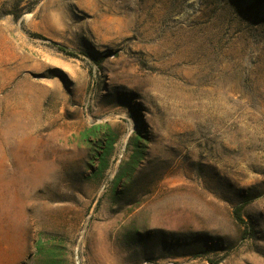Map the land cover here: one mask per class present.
<instances>
[{
  "label": "rangeland",
  "instance_id": "rangeland-1",
  "mask_svg": "<svg viewBox=\"0 0 264 264\" xmlns=\"http://www.w3.org/2000/svg\"><path fill=\"white\" fill-rule=\"evenodd\" d=\"M0 264H264V0H0Z\"/></svg>",
  "mask_w": 264,
  "mask_h": 264
},
{
  "label": "trees",
  "instance_id": "trees-1",
  "mask_svg": "<svg viewBox=\"0 0 264 264\" xmlns=\"http://www.w3.org/2000/svg\"><path fill=\"white\" fill-rule=\"evenodd\" d=\"M112 141H113L112 138H110L109 141H108L107 149H109V150L111 149ZM107 151H108V150H107ZM105 165H106L105 163L102 164L101 169H103V168L105 167Z\"/></svg>",
  "mask_w": 264,
  "mask_h": 264
},
{
  "label": "bare ground",
  "instance_id": "bare-ground-1",
  "mask_svg": "<svg viewBox=\"0 0 264 264\" xmlns=\"http://www.w3.org/2000/svg\"><path fill=\"white\" fill-rule=\"evenodd\" d=\"M157 203L156 199L155 200H152L148 203L149 207L152 206V205H155ZM147 205V203H146Z\"/></svg>",
  "mask_w": 264,
  "mask_h": 264
}]
</instances>
